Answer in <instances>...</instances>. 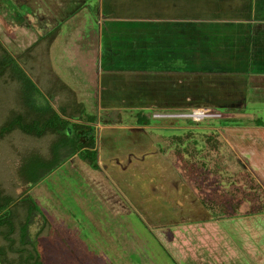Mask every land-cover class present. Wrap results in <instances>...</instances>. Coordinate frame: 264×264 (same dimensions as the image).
Segmentation results:
<instances>
[{
	"label": "rangeland",
	"instance_id": "1",
	"mask_svg": "<svg viewBox=\"0 0 264 264\" xmlns=\"http://www.w3.org/2000/svg\"><path fill=\"white\" fill-rule=\"evenodd\" d=\"M2 1L7 10L0 11L3 49L40 83L43 62L32 59L36 52L46 56L48 44L39 38L57 29L46 68L76 92L95 120L96 146L90 150L97 152L98 167L84 162L79 151L33 186L18 174L20 166L25 170L30 156L52 159L53 146L67 139H37L17 130L0 138V187L34 201L28 238L44 263L255 264L258 256L264 264V186L251 171V157L238 150L258 144L264 152V140L252 137L257 120L264 129V46L253 38L257 25L264 28V6L255 4L247 24L221 9L233 0L220 5L208 0L207 5L219 6L204 13L210 15L208 24L194 21L192 40L178 45L177 57L161 60L169 47L155 44L152 36L128 35L135 24L127 30L118 24L121 29L108 41L100 39L111 0H74L76 11H67L62 21L44 0ZM125 1L126 7L138 8ZM1 82L0 107L6 108L0 127L9 110L25 111L15 88ZM19 89L23 103L24 89ZM156 96L164 102L153 123L165 128L135 131L136 114L157 106ZM203 107L216 116L202 123L179 117ZM184 127L195 131V142L179 130ZM173 136L185 138L184 146ZM53 139L59 144L51 145ZM42 229L46 235L38 236Z\"/></svg>",
	"mask_w": 264,
	"mask_h": 264
},
{
	"label": "trees",
	"instance_id": "2",
	"mask_svg": "<svg viewBox=\"0 0 264 264\" xmlns=\"http://www.w3.org/2000/svg\"><path fill=\"white\" fill-rule=\"evenodd\" d=\"M56 31L57 29L49 35L39 38L41 42L48 44L46 56H44V53L39 54L36 52L34 54L36 58L34 57V59H32L37 61L39 57H41L40 59L43 62L40 83L34 76L25 73L17 61L0 45L2 54L0 55V81H3L1 84L8 85L11 89L15 88V91H17V104L25 108V111H21L20 113L18 112V108L7 112L10 117L0 127V138L17 130L20 133L37 139L55 135L59 136L61 139L60 141H63L64 138L67 139V142L62 144H59L60 141L58 142L56 139H53L51 145H53L54 142H57L56 144L59 145L53 146L52 159L46 161V159L41 157L30 156L29 163L25 170H23V166L20 163L22 167L20 166L18 174H22V177L24 179L26 178L28 184L31 186L51 173L64 157L75 155L79 151H81L79 155L84 162L93 164L95 168L98 167L97 152L95 150H90L91 148L94 149L96 146L94 117L86 114L84 107L81 106L78 101L76 92L68 87L57 74L53 72L50 66H48L50 68H46L48 63L45 62L49 56L48 53L53 41L52 38L57 34ZM3 78L4 80H2ZM14 79L17 83L14 82ZM4 81L10 82L7 84ZM19 86L24 89L23 103H20L21 100H19ZM44 86H46V88ZM46 93L49 95L47 96ZM38 98H41L40 100L42 102H39ZM155 98H157V96ZM152 101L157 102V106L147 109L149 111L147 113L144 112L145 110H140L136 114L135 126H137V128L134 129L135 131H145L146 129L151 132L155 130L156 132H160L162 129L157 130V126L165 128L162 127V124L153 123L157 121V119L153 117L155 114L154 112L159 109L158 104H162L164 101L162 98L161 102L156 101V99ZM10 104L13 105L12 103ZM5 108L6 107L1 106L0 113H3ZM204 108L205 107L195 109ZM231 111H234V109H231ZM159 120L162 121L163 119ZM205 120L201 121V123ZM254 124L258 126L263 125L262 122L258 120ZM225 125L222 123V127ZM69 126L73 128H71V134L67 133ZM179 130L183 131L184 134H189L190 138H192L195 133L191 128L186 130L184 127ZM173 138L181 143V147L184 146L183 139L185 138L180 136H173ZM192 139L194 142L196 141L194 137ZM15 155L14 153V157ZM14 161L16 162L17 160ZM163 163H168V161H163ZM5 166H7V164H5ZM173 172H175V174L178 173V171L174 170ZM192 193H189V195L192 196ZM187 199L189 198L187 197ZM199 202L206 212L210 211L202 199L199 198ZM36 210V205L29 195L26 194L19 198L13 197L0 187V264H45L36 244L28 238V228ZM218 217L219 216H213L212 218L215 219ZM46 233L47 230L42 229L39 231L38 236L43 234L46 235Z\"/></svg>",
	"mask_w": 264,
	"mask_h": 264
},
{
	"label": "crops",
	"instance_id": "3",
	"mask_svg": "<svg viewBox=\"0 0 264 264\" xmlns=\"http://www.w3.org/2000/svg\"><path fill=\"white\" fill-rule=\"evenodd\" d=\"M46 1L47 5L50 7V10L52 13H54V17L56 16L58 20H65L67 17H65L63 14H65L67 11H76L73 10L75 6L74 0H44ZM137 3L138 7L137 9H133L126 7L127 3L125 0H111V6L109 10L103 11L105 15L103 16V22L107 23V28L105 31H102L100 34V39H106L108 41L110 34L113 33V31L116 29H121V26L118 24H126L123 28L125 30L129 27L130 24H135L136 26L132 27L134 30L128 32V35H131L132 33L140 34L141 37L146 38V36H152V39L155 44H161V45H167L169 48L166 49L167 55L158 56L159 59H172L173 57H177L176 51L178 48V45L181 46L184 44V41L192 40V38L195 36L194 32V21H196V24L200 25L202 24L203 20L210 18V15H205V12L213 11L219 8L217 7H211L208 0H200L199 3L196 2V0H132ZM219 1L218 5L222 2V0ZM2 0H0V11L2 12L7 11L4 8V5L2 6ZM8 2V1H7ZM9 3V2H8ZM10 4V3H9ZM255 4L258 7L264 6V3L261 2H254V0H233L232 3H229V8H223V5L221 6V9L224 11H234L238 14V17L240 19H246V23H250V19L253 17L252 11L254 9ZM104 8L105 6L102 5ZM257 7V8H258ZM219 9V10H221ZM264 9V7H263ZM132 10V11H131ZM246 12V13H245ZM211 14V13H210ZM9 17V15H8ZM259 20H256V25L262 17H258ZM264 19V18H263ZM206 24H208V20H205ZM260 24H264L263 22H260ZM138 27V28H137ZM122 28V29H123ZM136 28V29H135ZM256 36L253 37L256 40V44H260L264 46V28L256 26ZM103 29V28H102ZM113 29V30H112ZM261 29V30H260ZM260 30V31H259ZM136 31V32H135ZM104 32V36H103ZM142 42V41H141ZM51 48V47H50ZM50 53V51H49ZM179 55V54H178ZM187 57V54H181ZM160 76V75H159ZM257 78V77H255ZM161 90V89H160ZM158 91V90H157ZM161 92V91H159ZM161 98H155L156 101L161 102ZM160 107L161 104H158ZM108 127H106L107 129ZM110 129V128H108ZM135 129V128H134ZM264 133V129H262L260 126H258L256 129L252 130V137L256 139H263L264 137L262 134ZM258 144H252L249 148H247L245 151H243V148H239V154L242 156V153L248 154L251 158H249L250 161V167L251 171L255 170L256 172V179L259 181V184H262L264 186V152L259 151ZM255 176V174H254ZM259 178V179H258ZM257 244V242H256ZM261 244V243H260ZM260 257L254 256V263L257 264ZM261 258L264 259L263 256ZM259 264V263H258Z\"/></svg>",
	"mask_w": 264,
	"mask_h": 264
},
{
	"label": "built area",
	"instance_id": "4",
	"mask_svg": "<svg viewBox=\"0 0 264 264\" xmlns=\"http://www.w3.org/2000/svg\"><path fill=\"white\" fill-rule=\"evenodd\" d=\"M168 115H160L159 118H165ZM216 115L210 114V110L208 109H193V110H188L185 113H182L180 115V118L192 120L194 122H201L205 119L213 118ZM167 119V118H165Z\"/></svg>",
	"mask_w": 264,
	"mask_h": 264
}]
</instances>
